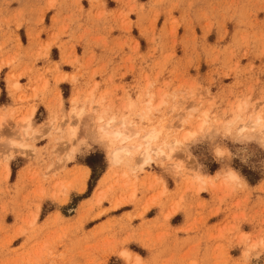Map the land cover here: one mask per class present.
<instances>
[{"label":"rangeland","instance_id":"obj_1","mask_svg":"<svg viewBox=\"0 0 264 264\" xmlns=\"http://www.w3.org/2000/svg\"><path fill=\"white\" fill-rule=\"evenodd\" d=\"M15 3L19 6L16 27H23L15 37L12 33L0 34V109L13 106L21 123L33 106L35 123L57 119L60 98L65 91L70 97L72 87L62 80L57 84L60 73L55 71L56 65L63 58L61 69L72 72L77 49L82 63H97L95 71L101 73L105 71V61L99 53L107 52L114 60L107 76L115 79L114 87L121 88V81L131 86L147 73L171 79L188 73L202 77L223 93L231 91L229 85L235 83L238 72L250 75L254 69L257 75L260 73L264 56L260 6L264 0H0V32L2 26L8 28L6 18ZM53 3L63 7L53 11L49 7ZM178 3L199 5L194 28L192 21L185 20V14L173 7ZM93 4L95 9H85L81 23L77 5ZM145 6L153 7L145 11ZM125 10L128 19L121 15ZM89 12H93L91 18ZM234 17L242 18L248 29L240 33L236 52L225 44V40L232 43L233 36L220 33L221 28L235 33ZM197 31L200 51L218 43L222 47H212L202 59L197 52ZM48 45L52 47L45 58L43 50ZM11 60L16 63L4 80L3 67ZM15 71L13 77L11 73ZM23 159L10 161L7 169L0 165V264H45L53 248L74 250L80 264H99L105 259V246L113 234L129 225L135 226L142 240L136 247L146 253V258L151 255L157 264H192L195 260L201 264H228L236 258L233 253L239 254L238 246L228 247L232 231L243 227L259 232L264 226V175L241 165L239 160L233 163L247 188L236 193L227 190L222 182L215 186L211 181L201 184L191 175H169L160 185L156 181L160 170L155 165L141 173L129 172L127 177V170L121 166L112 172L95 198L97 188L92 187L90 193L77 192L67 203L57 205L51 193L42 199L39 191L46 183L52 184L53 178L45 181L44 173L48 168L59 169L58 157L45 146L43 156L38 157L39 168L22 172ZM212 164L205 161L201 165L205 177L216 175ZM73 179L74 169L66 168L59 171L57 182L71 183ZM36 202H40L39 212ZM57 207L59 218L55 215Z\"/></svg>","mask_w":264,"mask_h":264},{"label":"snow or ice","instance_id":"obj_2","mask_svg":"<svg viewBox=\"0 0 264 264\" xmlns=\"http://www.w3.org/2000/svg\"><path fill=\"white\" fill-rule=\"evenodd\" d=\"M49 7L56 11L63 6L53 3ZM77 7H80V21L83 23L85 9H95L96 5ZM148 7L153 6H145L144 10L147 11ZM173 7L184 13V19L191 20L195 27L199 5L178 3ZM92 15L93 12H89L90 18ZM121 15L128 19L126 10ZM260 17L264 26V5L260 6ZM233 23L237 25L234 34L226 33L223 28L220 33L233 36L232 43L225 40V44L236 52L240 33L248 29L242 18L234 17ZM22 35L21 32L23 48ZM196 36L197 52L202 59L210 54L212 47H222L218 43L200 51L198 31ZM180 43L178 37V50ZM51 47L44 48L45 58ZM29 51H32L31 44ZM78 53L77 49L72 72L61 69L63 58L57 62L55 71L60 73L57 84L61 80L70 84L72 94L69 97L65 91L61 96L55 121L49 119L43 124L35 123L31 115L35 106L22 123L16 118L13 106L0 109V165L7 169L10 161L23 157L22 172L38 169V157L43 156L45 146L60 161L59 169L48 168L44 173V180L52 177L53 182L40 189L42 199L51 193V200L59 205L67 203L77 192L90 193L92 187L97 188V193H93L95 198L112 172L121 166L127 170L126 177L129 172L141 173L155 165L160 170L157 184L163 185L169 175H191L201 184L211 181L215 186L216 182H222L231 193L247 188L233 161L239 160L241 165L258 169L264 175V56L260 60L259 75L254 69L250 75L238 72L235 83L229 85L231 91L221 93L202 77L188 73L178 79L167 75L154 78L153 74L147 73L131 86L121 81L122 88L114 87L115 79L107 76L114 60L107 52L99 53L105 61L103 73L95 71V62L85 66ZM84 55L88 56L87 48ZM93 55L97 54L94 52ZM52 56L54 58L55 53ZM15 63L11 60L8 67ZM47 87H52L51 83ZM205 161H213L214 177H205L201 173L200 167ZM66 168L74 169L73 181L57 182L59 171ZM96 180L100 181L99 185L95 184ZM261 189L264 190V185ZM164 191L167 192L166 185ZM39 211L40 202H36V212ZM59 213L57 207V218ZM228 240V247L238 246L239 252L238 255L233 253L236 258L228 264H264V226L259 232L254 228L236 227ZM141 243L137 229L129 225L113 234L105 246V259L99 264H157L151 255L146 258V253L136 247ZM144 247L148 248V245L144 244ZM49 256L51 259L45 264H80L72 249L62 252L60 248H53ZM192 264H201V261L195 260Z\"/></svg>","mask_w":264,"mask_h":264},{"label":"crops","instance_id":"obj_3","mask_svg":"<svg viewBox=\"0 0 264 264\" xmlns=\"http://www.w3.org/2000/svg\"><path fill=\"white\" fill-rule=\"evenodd\" d=\"M18 8H19V6H16V3L12 6L11 11L8 14V17L6 18V20L9 21L8 28H7V25L2 26V31L0 32L1 35H7V34L11 35V33H12V35L14 37L18 36V32L21 29V27H19V28L16 27V12H17ZM3 68H4L3 72H4V80H5V78H7V76L10 74V70H9L8 66L3 67ZM11 74H13V77L16 76V71H15V73H11ZM13 80L14 79H12V81H11L12 85H14ZM19 80L22 81V82L21 81L19 82V85H22V83H23L22 78H20ZM37 106H38V104H37ZM37 106H36V108H37Z\"/></svg>","mask_w":264,"mask_h":264},{"label":"bare ground","instance_id":"obj_4","mask_svg":"<svg viewBox=\"0 0 264 264\" xmlns=\"http://www.w3.org/2000/svg\"><path fill=\"white\" fill-rule=\"evenodd\" d=\"M24 120V119H23ZM23 120H22V122H23Z\"/></svg>","mask_w":264,"mask_h":264}]
</instances>
